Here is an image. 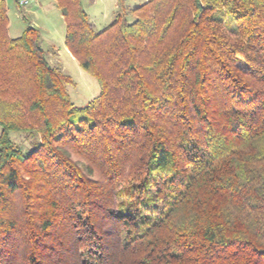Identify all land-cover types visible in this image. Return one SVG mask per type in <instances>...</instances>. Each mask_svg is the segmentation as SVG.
I'll use <instances>...</instances> for the list:
<instances>
[{
    "label": "trees",
    "instance_id": "trees-1",
    "mask_svg": "<svg viewBox=\"0 0 264 264\" xmlns=\"http://www.w3.org/2000/svg\"><path fill=\"white\" fill-rule=\"evenodd\" d=\"M55 4L100 91L0 0V264H264V0Z\"/></svg>",
    "mask_w": 264,
    "mask_h": 264
},
{
    "label": "rangeland",
    "instance_id": "rangeland-1",
    "mask_svg": "<svg viewBox=\"0 0 264 264\" xmlns=\"http://www.w3.org/2000/svg\"><path fill=\"white\" fill-rule=\"evenodd\" d=\"M6 0L8 14V34L16 37L27 26L37 28L41 35V44L48 52L52 65L61 68L74 82L67 86L71 101L83 106L99 94L97 80L84 71L69 53L64 44L65 24L56 7L55 0ZM96 31L102 30L113 19L117 11L134 8L146 0H80ZM221 17V16H219ZM1 130V129H0ZM21 132H11L12 140L20 143Z\"/></svg>",
    "mask_w": 264,
    "mask_h": 264
},
{
    "label": "built area",
    "instance_id": "built-area-1",
    "mask_svg": "<svg viewBox=\"0 0 264 264\" xmlns=\"http://www.w3.org/2000/svg\"><path fill=\"white\" fill-rule=\"evenodd\" d=\"M26 2H27L26 0L19 1L20 4H25Z\"/></svg>",
    "mask_w": 264,
    "mask_h": 264
},
{
    "label": "crops",
    "instance_id": "crops-1",
    "mask_svg": "<svg viewBox=\"0 0 264 264\" xmlns=\"http://www.w3.org/2000/svg\"><path fill=\"white\" fill-rule=\"evenodd\" d=\"M18 3H19V2H18ZM19 5H24V4H20V3H19Z\"/></svg>",
    "mask_w": 264,
    "mask_h": 264
}]
</instances>
